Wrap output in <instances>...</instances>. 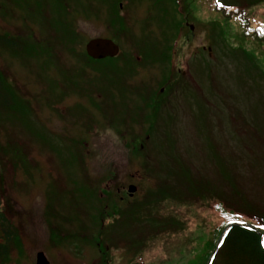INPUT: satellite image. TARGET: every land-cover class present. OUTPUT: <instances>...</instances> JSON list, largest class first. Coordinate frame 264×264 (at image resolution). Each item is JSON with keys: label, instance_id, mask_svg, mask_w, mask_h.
<instances>
[{"label": "rangeland", "instance_id": "1", "mask_svg": "<svg viewBox=\"0 0 264 264\" xmlns=\"http://www.w3.org/2000/svg\"><path fill=\"white\" fill-rule=\"evenodd\" d=\"M37 1L0 0V34L32 50L0 46V70L26 104L0 107L4 203L23 245L10 264H36L41 251L50 264L197 263L217 226L254 221L245 210L228 218L236 212L215 203L228 175L235 198L264 208V0H120L119 29L107 1ZM100 38L118 46L112 61L90 54ZM120 50L133 60L114 73ZM154 101L171 154L218 193L160 200L158 214L174 226L128 224L164 183L154 169L167 156L159 140L130 145L148 132Z\"/></svg>", "mask_w": 264, "mask_h": 264}, {"label": "trees", "instance_id": "2", "mask_svg": "<svg viewBox=\"0 0 264 264\" xmlns=\"http://www.w3.org/2000/svg\"><path fill=\"white\" fill-rule=\"evenodd\" d=\"M85 1L90 3L93 0ZM104 1H107L111 6L109 8L110 13L114 12L111 14L115 16L114 21H111V25L117 29L124 28L125 18L122 17L119 9L120 0ZM171 1L174 3L177 2L176 0ZM260 1L262 0H259L258 2ZM36 2L38 1L36 0ZM243 13L244 12H240V15H242ZM242 17L244 21H248L245 19V16ZM244 36H254L256 38H260L258 33H249L248 29L244 31ZM0 46L15 54H24L26 52L32 51L28 49L30 47L26 45L22 41V39L15 37L9 33L0 34ZM120 51V54L117 55L120 59H117V61L113 63L115 65V69H113L114 73H124L127 70L129 63L133 60L132 55L126 56L125 53L122 54V50ZM243 51L246 52V49L242 48V52ZM147 55L150 56V53H148ZM111 59H113V57H107L105 59L99 60ZM119 61L122 62V70H120V68L118 67L120 64ZM144 61H146V57L144 58ZM124 77L125 75L123 76V79ZM116 79H119L118 76H116ZM155 103L159 102L154 101L151 105L147 104V106H150V112L145 114V117H143V120L148 122V132L146 133V135L143 133L144 135H138L137 137L134 136L130 145H133L138 151H140V148L143 147L142 144L146 141H152L154 139L159 140V146L166 151L167 156L163 160L164 163L162 165H160V163V166L156 165L154 169L155 172H157V176L159 177L157 181L161 183V180H163L164 183L163 185H160L161 188L159 189L157 195H155V193L160 186L153 192L152 197L148 200L149 203L146 208L144 206V209H142L138 213L132 215L128 214L129 216H131L130 220H128V224L132 223L133 220L138 217V219L140 220V226L153 224L157 226H161V224L174 226V224H178V222L173 216H160L158 214V202L160 200L169 198L174 199L175 202H178L180 204H187L197 201H203L204 197L202 192L217 193V191L214 188L215 185L209 183L208 177H206L205 175L204 178L202 177L200 171L196 166L195 174L192 172V162L186 160L182 161L181 159L173 155L174 153L172 151L171 134L161 131V127L157 126V122L161 115L158 104ZM0 107L10 112H14V109L16 108L26 111V104L20 99V96L13 89L11 82L1 70ZM163 127L166 128L165 125ZM154 130H156V132H153ZM0 151H3V148H1V146ZM171 152L173 154H171ZM215 157L217 160L219 159L216 152ZM165 161H167V163ZM221 168H226L227 170V166L222 165ZM229 179L230 177H228L227 175L224 179V189H222L226 193H217L220 199H217L218 203H215V207L218 211H221L226 215H231L233 212H236L234 216L231 215L228 217H232L233 219L241 218L244 214L243 210H245L246 212H249L250 217L254 219V221L249 219L251 222H229L228 220L227 223L217 226L213 231L212 236L207 239V241H205L204 252H202V254L200 255L199 262L196 263V260H194L193 262H191V264H210L212 263L211 260L215 256H218L219 264H264V208H260V206L256 208L254 205L251 206V204H248L247 201H243L244 198H235L234 195L240 196V191L234 190L233 186H230V189H227L226 186ZM230 184L232 185V181L230 182ZM203 185L206 186L203 187ZM227 190H229L230 192H228ZM5 193L3 156L0 152V264H10L11 256L13 255L14 251L20 247H23L20 229L7 215L4 203ZM228 194H232L233 196H228ZM234 202H236V206H230ZM237 214L240 215L237 216ZM120 216L121 215L119 214L118 218ZM138 219L136 220V222L138 221ZM95 221L99 222L97 218L95 219ZM91 240H93V238ZM97 246L102 247V250L105 253V256L103 258H105V262L107 263V246L103 244Z\"/></svg>", "mask_w": 264, "mask_h": 264}, {"label": "water", "instance_id": "3", "mask_svg": "<svg viewBox=\"0 0 264 264\" xmlns=\"http://www.w3.org/2000/svg\"><path fill=\"white\" fill-rule=\"evenodd\" d=\"M119 52L118 46L114 43V41L110 39H97L92 41L90 47V54L93 57H108L115 56ZM130 191L135 192L136 187L134 185L130 186ZM36 264H50L47 256L43 251L37 254Z\"/></svg>", "mask_w": 264, "mask_h": 264}, {"label": "flooded vegetation", "instance_id": "4", "mask_svg": "<svg viewBox=\"0 0 264 264\" xmlns=\"http://www.w3.org/2000/svg\"><path fill=\"white\" fill-rule=\"evenodd\" d=\"M96 247H99V246L96 245Z\"/></svg>", "mask_w": 264, "mask_h": 264}]
</instances>
